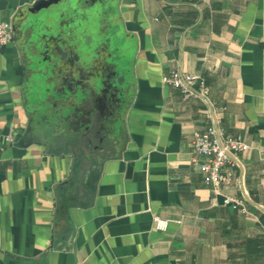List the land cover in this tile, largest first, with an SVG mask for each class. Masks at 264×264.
<instances>
[{"label":"crops","instance_id":"1","mask_svg":"<svg viewBox=\"0 0 264 264\" xmlns=\"http://www.w3.org/2000/svg\"><path fill=\"white\" fill-rule=\"evenodd\" d=\"M33 1L0 0V19ZM117 20L135 40L121 128L55 151L30 129L13 36L0 47V264H264V0H122ZM173 69L249 144L218 192L191 145L207 103L164 83Z\"/></svg>","mask_w":264,"mask_h":264},{"label":"water","instance_id":"2","mask_svg":"<svg viewBox=\"0 0 264 264\" xmlns=\"http://www.w3.org/2000/svg\"><path fill=\"white\" fill-rule=\"evenodd\" d=\"M121 1L34 0L2 18L11 24L26 71L30 129L48 151L80 144L97 132L112 136L121 128L135 52V40L117 20ZM66 62L76 77H56ZM96 65L107 75H92Z\"/></svg>","mask_w":264,"mask_h":264},{"label":"built area","instance_id":"3","mask_svg":"<svg viewBox=\"0 0 264 264\" xmlns=\"http://www.w3.org/2000/svg\"><path fill=\"white\" fill-rule=\"evenodd\" d=\"M12 36L11 24L0 19V47L10 42ZM163 81L180 89L185 98L198 97L207 103L205 114L211 119V123L204 131L194 132L191 145L193 152L203 158L198 164V169L203 175L204 183L218 192L220 184L234 178L235 161L230 153L247 150L249 144L239 136H226L222 133L219 128L221 116L216 113V107L208 97L209 87L200 75L173 69L164 76ZM4 139L7 143L12 142L13 135L7 134ZM223 202L246 210L239 199L224 196ZM154 221L156 228L163 230L166 227V220L155 216Z\"/></svg>","mask_w":264,"mask_h":264},{"label":"flooded vegetation","instance_id":"4","mask_svg":"<svg viewBox=\"0 0 264 264\" xmlns=\"http://www.w3.org/2000/svg\"><path fill=\"white\" fill-rule=\"evenodd\" d=\"M101 56H105L106 55V51H103L100 53ZM92 75L95 73L96 75H107V71L104 70V68L99 67V65H96V69L94 68L91 72ZM111 74V72L109 73V75ZM57 77V76H56ZM129 94L131 93V91L128 92ZM126 93L125 96H129V94ZM116 99V98H114ZM99 105H102L103 103H101V101L98 102ZM102 111H104V109H102Z\"/></svg>","mask_w":264,"mask_h":264}]
</instances>
